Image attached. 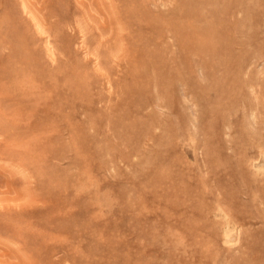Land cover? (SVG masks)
Here are the masks:
<instances>
[{
	"label": "rangeland",
	"instance_id": "rangeland-1",
	"mask_svg": "<svg viewBox=\"0 0 264 264\" xmlns=\"http://www.w3.org/2000/svg\"><path fill=\"white\" fill-rule=\"evenodd\" d=\"M0 264H264V0H0Z\"/></svg>",
	"mask_w": 264,
	"mask_h": 264
}]
</instances>
